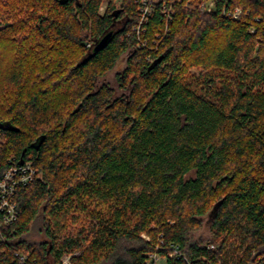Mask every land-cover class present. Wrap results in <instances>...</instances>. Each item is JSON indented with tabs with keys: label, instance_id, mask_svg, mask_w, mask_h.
<instances>
[{
	"label": "trees",
	"instance_id": "obj_1",
	"mask_svg": "<svg viewBox=\"0 0 264 264\" xmlns=\"http://www.w3.org/2000/svg\"><path fill=\"white\" fill-rule=\"evenodd\" d=\"M118 1L0 0V264H264V0Z\"/></svg>",
	"mask_w": 264,
	"mask_h": 264
},
{
	"label": "built area",
	"instance_id": "obj_2",
	"mask_svg": "<svg viewBox=\"0 0 264 264\" xmlns=\"http://www.w3.org/2000/svg\"><path fill=\"white\" fill-rule=\"evenodd\" d=\"M140 3V24L138 26V30L140 29L142 23L148 22L149 18L153 15L155 10V4L153 0H137ZM213 1L210 0L207 3H204L201 8L210 12L213 8ZM103 8V7H102ZM101 8V9H102ZM166 14L168 15L170 10H166ZM242 13L240 8H236L233 12V16L237 18ZM168 26V25H167ZM90 45V43H88ZM38 169L33 165L32 160L23 161L20 163H12L3 173V176L0 179V242L4 241L5 237L2 234V230L4 227L14 223L17 221L19 217V212L17 208V191L19 186L26 185L31 182L34 177L37 175ZM178 253V251H174L171 255ZM77 254V252L75 253ZM16 257L21 262H26L29 256V252L25 251H16ZM157 255H151L149 264L152 261L158 260ZM62 264H71V255H64L62 257Z\"/></svg>",
	"mask_w": 264,
	"mask_h": 264
},
{
	"label": "rangeland",
	"instance_id": "obj_3",
	"mask_svg": "<svg viewBox=\"0 0 264 264\" xmlns=\"http://www.w3.org/2000/svg\"><path fill=\"white\" fill-rule=\"evenodd\" d=\"M118 1V0H117ZM120 1L121 0H119L118 2H117V4H119L120 3ZM106 4V3H105ZM103 5V8L101 9V12H103L104 10H105V8H106V5ZM124 64H125V58H123L122 59V61H120V63L117 65V67H116V69L115 70H113L111 73H110V76H109V78H108V80L110 81V82H112V83H115V78H114V76H115V72L117 71V69H121L123 66H124ZM192 71H196V68H193L192 69ZM209 218V217H208ZM205 222H208V220H207V217L205 218ZM206 229L204 228L203 230H202V233H204V234H206ZM143 235L145 236V238H150L146 233H143ZM71 264H72V261H71ZM157 264H165V259L163 258V257H160V258H158V260H157Z\"/></svg>",
	"mask_w": 264,
	"mask_h": 264
},
{
	"label": "water",
	"instance_id": "obj_4",
	"mask_svg": "<svg viewBox=\"0 0 264 264\" xmlns=\"http://www.w3.org/2000/svg\"><path fill=\"white\" fill-rule=\"evenodd\" d=\"M112 34H113V32H109V33H107L106 35H104L97 43H96V45H95V51H97V50H100V49H102V48H104L106 45H107V43H108V41H109V39L111 38V36H112ZM44 139V138H43ZM42 139V140H43ZM42 140H41V142H42ZM21 162H22V158H21Z\"/></svg>",
	"mask_w": 264,
	"mask_h": 264
}]
</instances>
